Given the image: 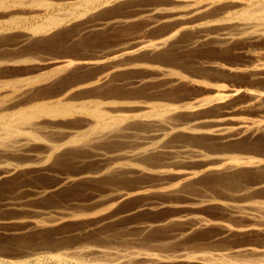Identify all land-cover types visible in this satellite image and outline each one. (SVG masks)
Returning <instances> with one entry per match:
<instances>
[{
	"label": "bare ground",
	"instance_id": "bare-ground-1",
	"mask_svg": "<svg viewBox=\"0 0 264 264\" xmlns=\"http://www.w3.org/2000/svg\"><path fill=\"white\" fill-rule=\"evenodd\" d=\"M135 1L0 0V195L17 212L0 216V226L12 223L14 231L5 232L25 235L75 221L76 230L91 234L124 222L144 232L168 229L169 240L179 241L171 252L94 239L60 248L80 264H264V157L240 153L258 147L245 138L264 134V90L192 74L174 51L204 43L228 50L240 41L246 63L209 59L208 67L219 80L264 77L257 45L264 0H150L97 16ZM62 5L76 10L40 13ZM72 15L85 17L78 35L135 22L145 33L90 56L37 55L58 41V26ZM72 160L97 166L60 169ZM58 192L84 196L52 210L34 205ZM212 206L218 216L207 213Z\"/></svg>",
	"mask_w": 264,
	"mask_h": 264
},
{
	"label": "rangeland",
	"instance_id": "rangeland-1",
	"mask_svg": "<svg viewBox=\"0 0 264 264\" xmlns=\"http://www.w3.org/2000/svg\"><path fill=\"white\" fill-rule=\"evenodd\" d=\"M149 2H150V0H137L135 2H128L125 4L123 2V3H119L117 5L106 6L102 10V12H100L102 14L97 15V16L103 18V16L106 17V16H109L110 14L113 15V13H115V12L116 13H122V11H120V10L133 11L136 8H138L139 6H142L143 4H147ZM136 4L138 5V7L136 6ZM37 7H39V6H37ZM37 7H34V8L37 10H42L41 9L42 7L41 8L40 7L37 8ZM55 8L57 10L56 9H49L47 11L40 12V13L42 14V17H45L46 15H48L47 13H55L57 15H60V13H61V15L63 17L62 12L67 11V8L72 9L71 11L76 10L73 7V5H67V6L62 5L61 7L56 6ZM64 9H65V11H64ZM59 10H61V11H59ZM78 13H79V11H78ZM76 15H78V14H76ZM42 17L41 16L40 17H34V18L31 17V19H33V22L36 23V22L43 21ZM76 18H77V20H76ZM76 18L73 16L72 20H70V21L65 20L60 25L61 27L58 26L59 35L55 36V37H58V41L56 43H53V44L49 43L47 48H41L42 50L40 51V53H37V55H41V56L44 55L43 57H45V56L47 57L49 55H54V56L59 55V56H67V57H70V56L71 57L90 56V55H94V54L101 53L103 51H107V50L111 49L112 45L115 43H118L119 41L133 40V39L140 37V35H144V33H145V31L138 26V22H135V23H131L129 25L121 26V27H116V26L115 27H105L102 29L91 30V32L90 31L89 32H81V34L78 35L77 32L79 31L80 28H82L83 21L85 20V17H83V18L79 17V19H78V17H76ZM62 26H64V27H62ZM52 33L56 34L55 31H52ZM80 37H82L81 38L82 42H81ZM177 45H179V44H177ZM257 45L264 49V40H260ZM242 46H243V43L240 41H237V42L233 43L229 47L228 50H222V49H219L212 44L204 43V44H201L199 46H195L193 48L186 47L185 45L176 46V48H174V51L177 54V56H175V58H177V59L179 58V60H181L180 63H187V65L189 67L188 70L192 74H194V73L202 74L204 72L209 77V78L206 77V79H209V81H213V82L215 81L216 83L218 82V83H222V84H226V85L228 84V86H233V84L243 86V84H245L244 86L251 85V87H252L254 85L253 88H258V89L264 90V77H255V79H254V77H251V75L241 73L240 75L231 76V77L229 76V74H227L228 75L227 78L219 80L218 78L215 77L218 74L217 70L215 71L214 69L208 67V65L206 63L209 59H215L217 61L220 60V62L225 63V64L239 65L242 63H246L248 61V59L244 56V54L242 52H240ZM234 47H235V49H234ZM62 51H63V53H61ZM202 58H205V59H202ZM198 59L200 60V62ZM205 60H207V61H205ZM213 76H214V79H213ZM215 79H217V80H215ZM249 137L250 136L245 138L246 142L247 143H256L258 147L256 149H251V148L242 149L240 153L245 154V155L246 154L247 155L253 154L252 156L255 155L257 157H264V134L254 135V136L250 137V139H249ZM248 152H249V154H248ZM77 163H80V164H77ZM77 163L72 160L71 162H68V164H64V166H62V167L60 166L61 167L60 169L71 171V170H77V169H82V168L87 169L89 167H94V165L97 166V163H93V162L87 161V160H83V162L78 161ZM43 176H44L43 180L45 182L51 181L48 178L46 179V177L48 175L43 174ZM250 177H253V176H250ZM253 178L249 179L248 180L249 182L246 183V185L249 184L253 180ZM43 180H41V181H43ZM41 181H36L35 184L45 183V182H41ZM213 190H215V189H213ZM71 193L70 192H68V193H64V192L54 193V194H51V195L44 197L43 199H41L39 201H36L34 203V205L36 206V208L39 207L41 209V207H42V209L45 208V210H49V208L51 209L52 207L56 208V207H62V206H70L72 202H74V201L77 202L80 197L84 196V193H82V192H80V193L71 192ZM81 194H82V196H81ZM54 199H56V200H54ZM1 207H2V209H1ZM206 211L212 217L218 216L221 213V210L217 206L208 207L206 209ZM16 213H13V211L5 208L1 204V195H0V216H9V215H14ZM25 213L26 212H24V214ZM27 213L31 214L29 212H27ZM27 213H26V215H28ZM10 224L11 225L6 224L4 226H0V229L3 230V231L0 230V264H61V263L64 264V262H66L65 264H80V263L75 262L76 261L75 259L70 260L71 257L69 259H67L66 258L67 256L64 255V253H62V252L60 253V248H64L61 251L65 252L66 249L68 248V246L69 247L76 246L79 244L80 240H81V242H80L81 244H83L85 240H86L85 241L86 243L91 244V242L93 241L92 239H94V241L92 242V243H94L96 240V242L94 244H99V243H100L99 245H107V244L114 245L115 244V246H118V247H121V246L123 247V245L126 243L127 245L125 244L124 247L128 246L127 248H130V249L133 245L132 249H136V248L145 249L146 248L147 250L149 249V250H152L155 252H157V251H159V252H169L170 251L171 252L174 250L173 249L174 246L179 243V241L175 240L174 238H173L174 241L172 238H170V240H169V237H167V235L169 233L168 229H164L163 231L161 230L158 233H155V232H157V230H160V228H152L151 230L149 229L148 231H145V232L143 230H141L142 231L141 232L139 229H137V227H132L130 225H127L124 222H121V224L119 223L118 225H115V226H111L107 229H104L103 231H97V232H93L90 234V233H86L83 231H79L78 229L76 230V228L78 227V223L75 221H71V222L64 224L62 226L50 227L52 230L50 228L49 229L47 228L45 230H42L41 232L40 231L36 232L35 234H25V235L14 234L15 236L13 234L9 233V232H11V230L14 231L12 228L14 226V224H12V223H10ZM124 226H125V228H124ZM14 227H16V226H14ZM116 229H117V231H116ZM6 230L9 232H5ZM125 230H126V232H125ZM78 231L81 232V234ZM107 231L110 233H108ZM53 232L54 233L56 232L55 237H54V235H52V234H54ZM98 232H100L104 236H102ZM134 232L136 234V238H135ZM128 234H130L132 237H129V236L126 237V235H128ZM71 236H72V238H71ZM109 236H110V238H109ZM28 238L32 239V241H30L28 243L22 242L23 245H22V243H20L21 241L26 240ZM97 238H99V239H97ZM142 238H144V239H142ZM62 239L64 242L62 241ZM89 239H91V240H89ZM139 239H141V240H139ZM160 239H161V241H160ZM166 239H168L169 241ZM104 240H106V241L104 242ZM126 240L127 241L130 240L132 243L133 242L134 243L132 244L130 241L127 242ZM51 241H53V242H51ZM69 241H70V244H69ZM150 241H153V242H150ZM18 242H19V244H18ZM142 242H143V244H142ZM8 243H10L9 247H7ZM59 243H62V244H59ZM129 243L131 246L129 245ZM19 246L20 247L22 246L24 248L21 247L22 248L21 249ZM57 248H58V250H57ZM36 249H39V250H36ZM51 249H53V250H51ZM32 250H33V253H32ZM34 251L36 253H34ZM54 253H55V255L61 254V258H60L61 261L57 256L55 257V255H53ZM34 254H37V255H34ZM63 255H64V257L65 256L66 257L65 258L62 257ZM10 256H13V257H10ZM14 256H15V258H14ZM52 257H55V258L53 259ZM57 262H59V263H57ZM137 263L138 262H136V264ZM132 264H135V263H132ZM155 264H185V263H182L179 261H165V262H159V263H155Z\"/></svg>",
	"mask_w": 264,
	"mask_h": 264
}]
</instances>
